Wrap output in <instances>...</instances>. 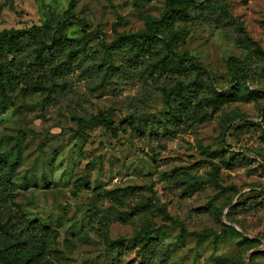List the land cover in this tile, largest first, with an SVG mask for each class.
<instances>
[{"label": "rangeland", "instance_id": "rangeland-1", "mask_svg": "<svg viewBox=\"0 0 264 264\" xmlns=\"http://www.w3.org/2000/svg\"><path fill=\"white\" fill-rule=\"evenodd\" d=\"M70 1L0 0V32L44 24L56 28ZM167 5V0H75L73 11L102 51L90 33L99 32L110 43L118 33L147 28ZM217 5L243 23L234 40L215 24L200 34L191 23L175 27L178 50L195 55L211 72L214 95L225 93L219 106H205L202 116L191 119L190 109L183 110L184 123L171 117L159 97L131 122V132L113 133L106 122L128 120L124 97L134 95L135 88L127 86L115 96L114 84L105 79L93 101L100 122L78 134L72 112L45 114L42 96L23 93L18 81L4 93L0 87V154L8 165L18 161L14 186L0 187V213L18 219L19 207L28 219L57 230V246L72 264H111L116 239L124 241L134 260L137 235L146 231L168 247V264H264V209L240 217L232 210L240 199L264 196V82L253 70L259 49L264 52V0H215L212 6ZM64 32L85 36L77 24ZM231 56L252 68L250 79L240 67L230 72ZM120 59L115 55L116 62ZM166 125L172 130L168 137L154 138L152 131L163 134ZM197 178L206 180L185 194L179 181ZM128 185L143 187L149 208L124 221L128 208L104 194ZM141 201L136 196L130 206ZM185 219L196 234L182 239Z\"/></svg>", "mask_w": 264, "mask_h": 264}, {"label": "trees", "instance_id": "trees-1", "mask_svg": "<svg viewBox=\"0 0 264 264\" xmlns=\"http://www.w3.org/2000/svg\"><path fill=\"white\" fill-rule=\"evenodd\" d=\"M214 1L167 0L166 11L161 17L153 18L147 28L118 33L110 43H106L99 32L90 33L88 36L99 40L102 49L99 51L94 41L87 37V24L76 16L73 11L75 0H71L67 17L58 22L56 28L44 24L0 32V87L4 93L5 86L18 81L23 84V93H39L42 96L45 114L72 112L79 126L78 134L100 122L93 101L96 90L105 79L114 84L115 96L122 95L127 86L135 88L134 95L124 97L130 112L128 120L121 124L106 122L113 133H117L119 128L131 132V122L141 119L144 109L159 97H162L171 117L179 123L188 118L182 113L186 109H190L191 115L188 116L191 119L198 114L202 116L206 113L205 106L217 108L225 93L214 95L211 72L195 55L178 50L180 33L175 27L179 22L191 23L200 34L206 32L209 25L215 24L234 40L235 32L243 29L242 21L226 6L213 7ZM74 24L83 28L85 36H69L64 32ZM258 52L257 66L253 70L264 82V52L261 49ZM115 55H121L119 62H116ZM227 63L233 74L240 67L246 79L253 76L252 68L236 57H229ZM162 74L165 75L163 78ZM134 105L140 106V109H132ZM166 126L163 134L152 131V134L156 133L153 137L167 138L172 130ZM222 140L221 145L225 147L224 138ZM233 155L240 154L233 152ZM17 166V160L8 165L0 154L1 188L14 186L13 173ZM205 180L197 178L193 182L179 183L184 186L183 192L190 194ZM136 196L142 199L141 203L130 206ZM104 198L128 208L124 221L149 208V198L139 185L115 187L107 190ZM256 209H264V196L240 199L232 207L238 217ZM16 210L18 219L0 213V264H72V259L57 246V230L28 219L19 207ZM200 212L203 214L206 211ZM230 230L235 231V228L230 227ZM195 234L185 219L181 223L180 238ZM137 241L138 257L130 260L124 241L111 240L112 246L117 249L111 264H168L169 249L159 237L146 231L137 235Z\"/></svg>", "mask_w": 264, "mask_h": 264}]
</instances>
